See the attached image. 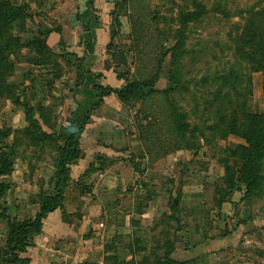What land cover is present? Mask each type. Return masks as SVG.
<instances>
[{"label": "rangeland", "instance_id": "374dc122", "mask_svg": "<svg viewBox=\"0 0 264 264\" xmlns=\"http://www.w3.org/2000/svg\"><path fill=\"white\" fill-rule=\"evenodd\" d=\"M194 2L227 15L208 10L188 23L173 60L181 14ZM248 9L261 20L264 0H0V159L11 163L0 176L8 185L0 213L33 218L54 192L53 134L82 129L85 156L68 166L66 214L55 209L46 224L82 223L76 239L110 252L144 239L162 255L174 239L176 255L181 245L187 251L183 264L203 254L206 264H264V179L252 194L240 183L227 192L223 182L225 165L238 178L243 143L226 128L247 129L250 113H264L263 74L249 71L235 42ZM149 79L139 100L103 96V87ZM173 110L188 126L183 136L172 128ZM261 168L264 176V159ZM6 234L0 217V258ZM53 234L49 246L60 250Z\"/></svg>", "mask_w": 264, "mask_h": 264}, {"label": "trees", "instance_id": "16d2710c", "mask_svg": "<svg viewBox=\"0 0 264 264\" xmlns=\"http://www.w3.org/2000/svg\"><path fill=\"white\" fill-rule=\"evenodd\" d=\"M4 15L14 16L12 14L13 8L8 7L3 9ZM208 10L214 12H219L226 16L227 13L219 8V5H212L210 9L200 3L194 2L193 7L186 12H183L180 17V28L178 30V38L175 45L171 48L172 59L175 60L182 53V46L184 44V31L187 28V24L198 20L203 14ZM246 16L245 23L243 24L242 30L239 36L235 39L236 48L238 53L248 60L249 71L250 72H261L263 74L262 81V91L264 94V15L259 21L255 20V14L252 9L245 11ZM38 40V39H37ZM45 45V44H43ZM46 46V45H45ZM121 79V77H118ZM153 80V79H152ZM152 80L140 81L133 80L131 82L125 83L120 88H105L103 96L110 93H114L117 99L121 103H128L132 100H139L146 96L145 90L150 88ZM3 85V83H0ZM7 90L8 86H4ZM95 88H98L96 86ZM101 88V86H100ZM102 96V97H103ZM172 117L173 130L183 136L188 130V126L182 122V117L175 110L170 115ZM252 117V126L247 129H236L235 127L231 129L226 128L225 133H233L242 138L243 143L238 144L240 147L239 159L241 164L239 167V176L235 179V173L229 165H225L224 170V180L226 184L227 192H231L236 188L237 184H242L248 194H252L262 183L264 176L261 175V160L264 159V113L255 115L249 114ZM221 121V118H220ZM222 122V121H221ZM67 128V127H66ZM65 134V127L61 126L62 132H56L53 134V140L57 146L55 147L58 158L56 160V167L53 173L54 176V192L53 194H45L39 199L38 208L34 213L33 218L28 221H20L15 218H8L4 213H0V217H5L7 221V234L5 239V251L3 256L0 258V264H10L17 261H27V258L23 257L21 254L26 253L29 247L33 246L34 236L41 233L42 221L50 212L55 209L62 210V218L66 214L62 209L63 192L67 185V173L68 166L71 162L78 160L83 154L80 145L79 138L82 129L73 130ZM192 128H190L191 132ZM0 135L5 136L6 133H2L0 130ZM52 137V136H50ZM10 159L7 157L0 159V176L7 175L11 171ZM7 183H0V196L3 195V189L7 187ZM219 199L217 203L221 202ZM175 211L174 208H171ZM173 241H165L163 243V249H166L162 255H158L154 250H152L153 260L149 261L150 257L143 258L141 264H183L186 261H177L171 257L173 247L171 244ZM158 245V244H157ZM157 248V246L155 247ZM162 248V247H160Z\"/></svg>", "mask_w": 264, "mask_h": 264}, {"label": "crops", "instance_id": "0c3cea01", "mask_svg": "<svg viewBox=\"0 0 264 264\" xmlns=\"http://www.w3.org/2000/svg\"><path fill=\"white\" fill-rule=\"evenodd\" d=\"M80 148L83 152L84 157L85 150L82 147ZM81 159L82 158L80 157L77 161H80ZM88 164L89 161H87L85 164L79 163L76 166L77 171L79 172L80 170H83L85 167H87ZM66 211L70 212L69 209H66ZM55 212L56 210L50 212L47 215L46 219L54 215ZM59 217L58 220H60ZM45 220L42 223L41 237L37 235L33 246L29 247L26 253H24L23 257L27 258V261H17L10 264H141L140 261L142 262L143 258L145 257H150L149 261H152L154 259L152 250H154V248L156 247L155 244L157 243L153 244L152 242H147L144 239H135L132 245L128 244V246H126L123 244L121 247H117L116 251L115 249H113L112 252H110L109 247L105 249L103 247V244H96L94 241H89L88 238L86 240L82 238L80 240L76 239L77 236L82 232V223L77 227V229H73L62 220L59 223L54 221L53 223L55 225L52 224L51 226L48 223L46 224ZM53 231L55 233L53 234V237H55L54 235L60 234L59 236H57V238L60 237L61 239H63L60 240V243H62V248L60 250H56L49 246V244H51L52 247H55L56 245V241L47 239L46 235V232ZM58 232L59 234H57ZM65 232H67L66 235ZM69 234L74 237L73 241L71 240V235ZM228 238L229 237L226 236V238H221L219 240L221 244L219 245L220 249H222L224 242H226ZM205 242L206 240H203L202 245H207ZM110 243L113 244V242ZM105 246L111 247V245ZM132 250L135 251L133 254ZM174 251L171 254V257L173 259L177 261L187 260V257L185 256L187 254V251L184 246L181 245L180 251L177 253V255ZM203 253H205V251H203ZM204 260H206V255L203 254L200 255L197 259H194V262H187L185 264H206L207 260Z\"/></svg>", "mask_w": 264, "mask_h": 264}, {"label": "water", "instance_id": "95a60500", "mask_svg": "<svg viewBox=\"0 0 264 264\" xmlns=\"http://www.w3.org/2000/svg\"><path fill=\"white\" fill-rule=\"evenodd\" d=\"M110 1H113V0H110ZM113 30V27L112 26H110L109 27V31H112ZM175 203V201H173V204Z\"/></svg>", "mask_w": 264, "mask_h": 264}]
</instances>
